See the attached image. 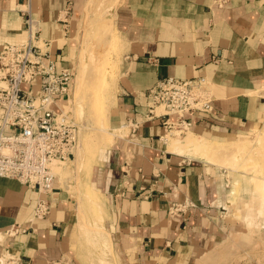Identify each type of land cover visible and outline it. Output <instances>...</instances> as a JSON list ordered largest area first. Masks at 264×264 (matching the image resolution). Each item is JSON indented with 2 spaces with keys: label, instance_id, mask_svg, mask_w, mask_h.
Wrapping results in <instances>:
<instances>
[{
  "label": "crops",
  "instance_id": "1",
  "mask_svg": "<svg viewBox=\"0 0 264 264\" xmlns=\"http://www.w3.org/2000/svg\"><path fill=\"white\" fill-rule=\"evenodd\" d=\"M80 1L0 0V52L27 41L29 9L43 39L53 42L56 61L70 67L67 22ZM116 27L126 50L111 122L128 131L99 150L94 163L110 241L103 258L109 264H217L215 252L233 232L226 217L233 200L215 165L167 151L163 119H150L143 94L168 77L205 78L214 109L192 115L190 131L227 141L264 128V0H124ZM39 199L50 204L44 218L34 216ZM73 221L71 201L59 188L40 195L0 178V259L87 264L76 261Z\"/></svg>",
  "mask_w": 264,
  "mask_h": 264
},
{
  "label": "rangeland",
  "instance_id": "2",
  "mask_svg": "<svg viewBox=\"0 0 264 264\" xmlns=\"http://www.w3.org/2000/svg\"><path fill=\"white\" fill-rule=\"evenodd\" d=\"M123 1L81 0L72 9L68 17L67 23L71 25L72 30V52L69 63L75 72L73 95L76 93L77 84L75 82L78 66L82 61L88 66L86 68L95 74L93 75L95 77H92L94 85H89V81L86 80L87 83L84 84L86 88L83 85V98H78V103H72V109H70L72 112L69 113L70 119L79 128V145L83 152L82 156L88 160L96 154L94 127L99 124L97 112L95 113V109L93 111V107L90 105L91 100L96 99L94 104L97 108L99 107V110L101 107L102 109L106 107L102 117L107 118L106 126L113 128L111 121L116 112V92L126 50L123 38L116 27V11ZM114 4L116 11L113 14L109 9H112ZM91 67L92 69H90ZM88 86L89 88H87ZM88 91L91 95L88 93L90 96L87 97ZM87 98L90 103L89 101L86 102ZM63 105L64 109L65 105H69V103L65 102ZM100 116L101 114H99V119ZM260 130L264 131V128ZM127 131L128 128L122 131V135ZM187 132L179 135L168 132L164 136L181 138ZM245 137L254 140L255 136L251 134ZM253 145L254 141H251L244 150L240 151L239 157L232 163L234 165H228L226 168L216 166L219 170L218 179L225 185L227 200L228 202L233 200L235 204L231 208L226 207V217L232 224L233 232L230 239L215 252L217 264H264V213L260 214L262 191L257 187L264 181V146L253 148ZM80 148H77L74 158L63 162L67 172V178L64 181H61L60 177L54 173L56 175V187L59 188L65 199L68 198L71 201L74 211L76 261L87 264L88 262L91 264H109L105 259L101 261V258H106L109 254L107 249L110 241L107 234L106 207L94 185L93 169L96 158L91 163L93 164L91 172L87 174L83 167L79 168L76 161L77 152ZM188 157L192 158V156ZM86 159L84 161L88 162ZM88 195L91 197L90 200L87 198ZM98 216L102 218V221H99L100 225L96 221ZM259 219L262 222L258 221ZM249 221L253 222L252 228H248ZM258 222L260 226L257 225ZM96 225L99 228L96 229ZM5 257V263L11 264L12 256L7 254Z\"/></svg>",
  "mask_w": 264,
  "mask_h": 264
},
{
  "label": "built area",
  "instance_id": "3",
  "mask_svg": "<svg viewBox=\"0 0 264 264\" xmlns=\"http://www.w3.org/2000/svg\"><path fill=\"white\" fill-rule=\"evenodd\" d=\"M25 17L27 41L0 52V178L49 195L56 190L52 162L71 160L79 144L78 126L63 116L75 72L56 61L53 42L43 39L40 22L29 9ZM143 96L150 119L162 118L165 133H186L192 115L214 109L212 85L205 78L168 77ZM49 212V202L39 199L34 216L44 218Z\"/></svg>",
  "mask_w": 264,
  "mask_h": 264
},
{
  "label": "bare ground",
  "instance_id": "4",
  "mask_svg": "<svg viewBox=\"0 0 264 264\" xmlns=\"http://www.w3.org/2000/svg\"><path fill=\"white\" fill-rule=\"evenodd\" d=\"M109 11L111 13H113V14L115 13V11H116L115 4H114V7L112 9L111 8L109 9ZM81 29H84V28H81ZM100 31H101V29H100ZM86 67L88 68V66H86L85 62H83V61L78 66V74L76 76V82H75L77 84V87L76 88L74 87L76 89V93H74V95H73V91H71L70 98H69V101H68L69 105H65V108H64L65 110H64V113H63L64 114L63 116L67 117L68 119H70L69 113L72 112V111L70 112V109H72V103H74V104L76 102L78 103V101H77L78 98L79 99H80V97L83 98V89H84L83 85L87 83L86 80L89 81V83H88L89 85L93 84L92 77L94 78L95 76H93V75H95V74L93 73L92 70L89 71ZM90 69H92V67ZM84 87L86 88V85H84ZM87 88H89V86ZM92 88L94 89V87H92ZM90 89H91V87H90ZM91 91H93V90L91 89ZM88 93H89V91L87 92V97L90 94V93L89 94ZM72 95H73V97L71 98ZM97 97H98V94H97ZM89 98H91V97H89ZM87 101H89L88 98L86 99V102ZM91 101H92V103L90 105H91V107H93L92 108L93 111L95 109V113L97 112V119H98V123H99V124L97 123L98 125L96 127H94V131H95V134H96V136H95L96 144H94V146L96 147L95 148L96 149L95 150L96 154L92 155L89 158V160L84 158V156H82L83 152H82V150L80 148V145L78 144V147L80 149H78L77 156H76L77 157L76 161H77V163L79 165V168L83 167L86 170L85 172L87 174L91 172V169H92V166H93V164H91V163L93 161H95L94 158H96L98 151L101 150V149H106L109 146H111L113 144V142H114V136L122 134V131H124L127 128L126 126H124V127L119 128V129H114V128H111L109 126H106V119L107 118L105 119V118L102 117L104 111L106 110L105 109L106 107H104L103 109L101 107V109L99 110V107L97 108L96 104H94V101H96V99H93ZM89 103H90V101H89ZM97 105L99 106V104H97ZM74 108H76V107H74ZM158 112H160V111H158ZM93 114H94V112H93ZM99 114H101L100 119H99ZM252 131H253L252 134H254V136H255L254 140H252L250 138H240V139H235V140L216 141V140L208 139V138H206V137H204L202 135H198V134H196V133H194V132L189 130L187 132V134L185 136L181 137V138H176V137L170 138V137H167V136L165 137L164 136L163 141H164V144L166 145L167 151L169 153H171V154H174L176 156L177 155L178 156H182V157L192 156V158L194 157L197 160H202V161H205V162H207L209 164H212V165H215V166H219V168L220 167H225L226 168V167H228V165L229 166L234 165L232 163L234 162L235 159H237L239 157L240 151L244 150L246 148L247 144L251 143V141H254V145L252 146L253 148H256L257 146H264V131H262L260 129H255V130H252ZM177 134L179 135L180 133H177ZM251 150H253V149L251 148ZM243 154H244V152H243ZM84 159L88 160V162H85ZM225 162H227L228 164H226ZM51 166H52V169L54 170V173L57 174L60 177L61 181H64V179L67 178V176H66L67 172H66V169L64 168V163L63 162L54 161V162H52ZM257 178H259V177H257ZM257 187H259L261 189V191H262L261 211H260V214H262V213H264V181L261 184L257 185ZM87 198L90 200L91 199L90 195H88ZM92 203H94L93 200H92ZM232 205H233V201L231 202L230 207H232ZM96 221H97V224L100 225L99 221L101 222L102 218L98 216ZM258 221H260V219ZM260 222H262V220ZM252 223L253 222H251V221L248 222V228L249 227L252 228L251 227V225L253 226ZM98 225H96V229L99 228ZM257 225H259V222H258ZM253 234H255L254 231H253ZM102 242H103V240H102ZM105 242H106V240H105ZM106 244H107V242H106ZM6 255L7 254H5L3 256V258L0 259V264H6L5 263V258H6L5 256ZM8 256H12V255L8 254ZM102 259H104V258H101V261H102ZM101 264H103V263H101Z\"/></svg>",
  "mask_w": 264,
  "mask_h": 264
}]
</instances>
